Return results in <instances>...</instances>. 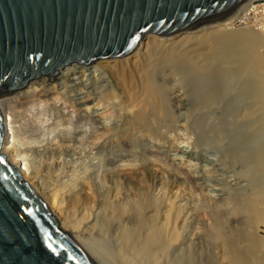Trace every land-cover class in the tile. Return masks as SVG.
I'll return each mask as SVG.
<instances>
[{
	"label": "bare ground",
	"instance_id": "6f19581e",
	"mask_svg": "<svg viewBox=\"0 0 264 264\" xmlns=\"http://www.w3.org/2000/svg\"><path fill=\"white\" fill-rule=\"evenodd\" d=\"M251 1L252 0H245L225 18L198 26L193 30L182 31L184 33L178 32L168 36L147 34L145 43L141 39L131 55L122 57H102L94 60L91 64L82 63L81 65H77L78 62H73V64L70 63L63 67L59 73L65 75V73L71 71V73H68L69 75L67 77L72 73H76L72 71L75 70L76 67H85L86 69L80 71L83 74L86 70H90V72L93 73L97 71L100 66L107 67L114 76L119 89L127 95L129 102L134 108L133 115L131 116L133 118H127L129 116L125 115L127 117H125L126 119L124 120L125 123L123 122V126L119 125V123L105 127L101 123H98L99 120H96L98 129L88 135L89 139L92 140L98 136L106 139L110 134H114L115 130L121 129L118 132L120 136L124 137V141L119 147L126 148V145L130 143L132 145L137 141V136L132 129L143 128L142 126L147 128L149 126L148 128L152 129L154 133H158V129H162L168 125L169 117L175 114V112L189 113V117L186 115L183 118L178 117L176 119V121H180V119L186 120V123L184 122L185 125L189 123L190 117L196 116V123L198 125L196 127L215 129L212 131L217 135L220 141H223L227 136H231L232 132H230V129H232L231 127L233 126L230 125L227 120L223 122L225 111H220L221 109H218L221 112L220 118H222V120L220 119V121L215 124L206 120L210 111L209 108L213 107L214 111H218L216 108L225 97V88L219 82V78L225 74L224 71L226 70L220 61V58L222 59L220 56L221 54L219 55L220 48H224V50H228V52L232 54L236 53L243 55L245 64H248L257 72L254 73L256 76L257 74L259 75V78L255 79L250 88L247 87L246 93H243L242 96H247V99L250 98L251 101V111L247 109L245 112L248 118L254 114L255 116H252V122L256 123V121H260V123H258L261 124V129H264V50L260 51L258 49L264 46V25H262L260 29L250 26L233 25L235 20L243 13L245 6ZM185 47H188L187 53L189 54V59H191L190 61H195L192 64H196L197 62L202 64L200 65L203 68L204 77L203 81L198 84L199 87L194 88V92L190 96L186 95L180 97V104L178 105L173 103L175 112L171 114L173 108L170 110L169 106H171V104H168V106L164 100L165 98L162 96L161 91L163 88L161 90L154 79L153 73H158L160 70V67L155 64L154 60L159 54H163L166 57L165 59L168 60V58L170 56L173 57L174 54L179 55L181 53L180 51ZM244 51L248 54L245 55ZM184 53L186 55V52ZM189 59L187 60L189 61ZM128 61H130V63L132 62L130 67L126 64ZM188 61H186V63ZM198 65H196L197 68L199 67ZM200 71H202V69ZM83 74L81 75L83 76ZM38 78L31 80L27 85L23 86L20 94L0 100V112L6 129L4 139L2 140L1 152L3 151L2 153L6 152L8 154L7 159L9 158V162H12V164L15 163L14 165L19 167L22 177L24 175L30 182L28 180L26 181L33 188L35 187V191H37L39 195L41 193L43 196L42 198L48 204L51 212L58 220V223L66 229L65 231L73 237L77 244L96 264H173L172 262L174 260L172 261V259L168 257L169 253L171 256L172 248L181 244L182 241L185 242L183 237L188 226L194 221L192 219L195 213H193L190 208H187V202H181L184 201L181 200L182 197L180 200H177V198H179L177 195L173 194L172 196H166L165 193H161L163 192L162 190L160 192L161 195L156 196L152 191L153 186H146L143 183L148 175L147 168L149 166H145L144 164L140 165L134 158H132V161H127L126 151H122L114 160L112 163L114 166L110 173L106 168V172L102 174L105 178L103 181L106 182L107 187L102 188L99 185V181H97L98 179H89L88 174L90 173L85 174L82 172V175L77 173L76 169L78 170L79 168L75 169V166L73 168L71 165L72 168L69 169L71 171L70 176L74 179L72 182L69 181L71 183L65 184L66 180L62 181V178L64 179V175L69 171L67 170L68 172H66L65 170V173L60 170L61 162L59 165L60 167L56 166L57 161H55L53 155L58 152L57 148L65 146L67 137L65 136L64 138V136L62 137L61 135V138H58L57 141H52L53 139L51 138L44 140L45 142H40L36 137L38 141L35 138H33L35 140H31V137H29L31 139H27V135L29 133L33 135V132L36 130L31 131L28 129L27 126L29 125L24 115L26 113L23 114V112H21L23 115H20L21 117L18 115L19 118L15 115L19 112L17 110L13 112V105L8 102L10 98L18 97L17 104L20 103L22 107L26 104L25 108L27 112L31 110V113H33L37 108L39 110V107L43 105L42 96H46L44 94H47L42 91L43 89L39 87V85L43 83L49 85L50 78L47 75ZM212 79L216 83H213ZM51 85L52 84H50L49 87L54 88L55 85ZM46 88L47 87H45V89ZM51 92H53V90L49 91V93ZM183 94H185V92ZM77 98L79 99L78 104L82 106H86L88 103L95 101V97L91 95V92L85 90L79 91ZM133 108L131 107L130 109L132 110ZM24 109L22 111H24ZM83 109L90 110L93 113L95 109L99 110L102 108L98 106L95 107L94 104ZM237 110L238 109H234V111L238 113ZM231 111L230 109L229 114L232 113ZM222 112L225 113L223 114ZM84 114H86V112ZM181 114L183 115V113ZM26 115H28V113ZM174 116L173 118H175ZM215 116L217 117L218 115ZM27 120H29V118ZM32 121L29 120L30 123ZM119 121L122 122L121 119H119ZM34 122L35 121H33V124ZM31 124L30 126L33 125ZM253 124L251 126H253ZM255 125L256 124H254V126ZM256 128L259 129L260 126L257 125ZM37 131H39L38 128ZM34 135H37L36 132ZM21 137L23 138L22 140ZM241 139L244 138H240V140ZM88 145L96 149V146L90 143ZM101 147H103V145L99 146V148ZM25 151L26 153L28 151L29 153L30 151L37 153L41 151L46 153L45 156L48 157L42 164L44 165V171L34 163V160L32 161L30 157H27ZM50 154L53 156L50 157L54 159H49ZM29 156L31 155L29 154ZM227 156H231L230 152ZM59 160L61 161V159ZM257 166L264 169V154H261V152L257 155ZM260 172L264 171L262 170ZM187 178L191 182L194 181L193 177L190 175H187ZM141 188L144 189L142 190ZM258 194L261 195L260 193ZM263 195L248 196V194H245L238 197L236 204L242 211H240V214H242H239L240 219L238 218L240 224L237 225L239 227L237 231L239 232L228 233L224 232L225 230H218L219 228H216L218 226H215L217 230L214 229V227H209L213 229L214 232L205 235H207L208 242H211L210 249L214 247L215 251H212L213 255L210 252L211 254L206 256L207 258L201 255L200 258L204 257L205 261L201 259L198 261L199 263H196L264 264ZM198 211L200 212V210ZM213 213L216 214L217 212L215 213L213 211ZM202 218L203 217H201V219ZM223 222L224 221H221V223ZM215 223L213 220V224ZM220 227L224 229V225ZM114 228L116 230H113ZM197 231L199 232V230H196L197 238L205 236L199 237V235L202 234H198ZM200 231H202V229ZM205 231H207V228ZM206 237L204 238L205 242L207 241ZM108 239L114 242L116 246L114 250L112 248L109 249L110 246L104 243V241L106 240L105 242H107ZM241 240L245 241L244 246L240 245L242 242ZM208 242L206 244H209ZM191 254L192 251H190V255L186 259L181 258L182 260L178 262L181 261V264H194L196 258L194 259V256Z\"/></svg>",
	"mask_w": 264,
	"mask_h": 264
},
{
	"label": "rangeland",
	"instance_id": "374dc122",
	"mask_svg": "<svg viewBox=\"0 0 264 264\" xmlns=\"http://www.w3.org/2000/svg\"><path fill=\"white\" fill-rule=\"evenodd\" d=\"M145 40L146 36L142 38L144 43ZM258 49L263 51L264 46H261ZM187 51L188 47H185L180 51L181 53L179 55L176 54L178 55L177 57H174L176 56L174 54L173 57L170 56L171 58L169 57L168 60L165 59L166 57L163 54L164 57L159 54L154 60L155 64L160 67L158 73H153L154 79L157 85H159V88H161V90L163 88L161 91L162 96L165 98L164 100L167 105L171 104V106L168 105L170 110L174 107L173 103L177 105L180 104V97L186 95L190 96L194 92L193 89L199 87L198 84L203 81L204 72L201 66L202 64L200 63V65L198 62L192 64L195 61H190L191 59H189L190 57ZM184 52H186V55ZM244 54L247 55L248 53L244 51ZM219 55L222 57V59L220 58V61L222 62L221 64H223L224 69H226L224 71L225 74L219 78V82L225 88V97L222 102L218 104L216 110L221 109L220 111H225L226 113L222 112L223 114L225 113L223 116V122L227 120L229 121V124L233 126H230L232 128L230 129V132H232L231 136H227L223 141H220L217 135L212 131L215 129L196 127L198 126L196 123V116L190 117L191 119H189V123L186 125V120L180 119V121H176L178 117L183 118L186 115L188 116L189 113L181 112L183 113L182 115L179 112H175L174 108L171 110V114L174 112L175 114H170L171 116L169 117L168 125L162 129H158V133H154L152 129L148 128L149 126L147 128L142 126L143 128L132 129L137 136V141L132 145L131 143L126 145V148L119 147L124 141V137L120 136V133L118 132L121 129L115 130V133L110 134L106 139L98 136L97 138L90 140L88 135L98 129L96 120H99L98 123H101L103 126L109 127L112 126V124L116 125L119 123V125L123 126V122L126 119L125 117L129 116L127 118H133L131 117L134 110L132 104L129 102L127 95L119 89L114 76L107 67L100 66L97 71H94L95 74L93 71V73H91L90 70H86L83 74L80 71L86 68L76 67V69L72 71H75L77 74L72 73L69 77L67 76L71 71H68L65 75L59 73L55 83L51 85H55L54 88L49 87L51 83H49V85L44 83L40 84L39 87L43 89L41 90L47 94H44L46 96H42L43 105L39 107V110L38 108L35 109V112L33 113H31V110L29 109L27 110H29L30 113L26 111V104L23 106L25 109L20 103L17 104L18 97L10 98L8 102L13 105V112H16V110L19 112L15 114L16 116H22L24 113H28V115L24 114L25 118H29L30 121H35L34 124L33 121L31 122L32 125L29 120L26 119L28 125H32L30 127L27 126V128L31 131L36 130L33 132V135H30L29 130V134L27 133V139L32 138L31 140H35L37 138L40 142H45L44 140L51 138L53 139L52 141H57L58 138H61V135L62 137L64 136V138L65 136L67 137L65 146L57 148L58 152L53 155L55 161H57L56 166H61L60 170L63 172H65V170L66 172L69 171L68 173L65 172L64 179L62 178V181L66 180L65 184H69L73 181L74 178L70 176L71 171L69 169L72 168L71 166H73V168L75 166V169L79 168L78 170L76 169L77 173H80L81 175L83 173H90L88 174L89 176L87 175L89 179H98L97 181H99V185L102 188L107 187L106 182L103 181L105 178L102 174L106 172V168L109 173L111 172L114 166L112 163L122 151H126L127 161H132V158H134L140 163V165L144 164L145 166H149L147 168L148 175L143 183L146 186H153L152 191L156 196L165 193L166 196H172L173 194L177 195L179 197L177 200H180L182 197L181 200L184 201L181 202H187V208H190V210L195 213L192 219L194 221L188 226L183 237L185 242L182 241L181 244L172 248L171 256L169 253L168 257L172 259V261L174 260L172 262L173 264H181V261H178L186 259L190 255V251H192L191 255L194 256V259L196 258L194 264H198L199 260L202 259V261H205V258H207L206 256L211 254L212 251H215V248L213 247L214 245L212 246L213 248L210 249L211 242H208L206 237L214 232V230L210 228H219L218 230H225L224 232L228 233L239 232L237 231L239 229L237 225L240 224L238 221L240 219L239 216L242 213L240 214L241 210L236 204L238 197L245 194H248V196H261L264 192V172H260L262 170L264 171V169L257 166V155L260 152L261 154H264V129H261V124H259L260 121H256V123L252 122V116L254 114L248 118V115L245 112L247 109L251 111V101L250 98L247 99V96H242L243 93H246L245 91L247 90V87L250 88L255 79L259 78V75L257 74L256 76L254 73L257 72H255L248 64H245L243 55L236 53L232 54L231 52H228V50H224V48H220ZM187 59H189V61ZM184 61L185 63L186 61L188 62L185 64ZM131 63L130 61L126 62L129 67L131 66ZM81 64L82 63H77V65ZM196 65H198V68L200 69H198ZM201 69L202 71H200ZM80 73L83 74V76ZM213 83L216 82L213 81ZM44 85L47 87L46 89ZM52 90L53 92L49 93V91ZM83 90L91 92V95L95 97V101L88 103L86 106L78 104V92ZM184 92L185 94H183ZM93 103L95 104V107L98 106L102 109H95L93 113L90 110L83 109L89 105H94ZM131 107L133 108L132 110L130 109ZM23 109L25 112L22 111ZM230 109L232 110L231 114H229ZM234 109H238V113L235 112ZM183 110L187 111L186 109ZM209 110V114L207 115L208 118L206 119L208 122H213L215 124L220 121V119L222 120V118H220L221 112L219 110L214 111L213 107L209 108ZM21 112H23V114ZM85 112L87 115L84 114ZM215 115L218 116L216 117ZM173 116L175 118H173ZM119 119H121L122 122L119 121ZM253 123L256 125L254 126ZM252 124L253 126H251ZM257 125L260 126L259 129L256 128ZM35 127H37L39 131H37V128ZM35 132L37 135H34ZM240 138L244 139H241V141ZM22 139L23 138L21 137V140ZM89 143L96 146V149L90 147V145H88ZM101 145H103V147L99 148ZM39 152L40 153L30 151L29 153L28 151L26 153L25 151L27 157H30L40 169H43L44 165L42 164L48 156H45V152ZM229 152L231 156H227ZM29 154L31 156H29ZM56 154L60 155L57 156ZM50 156L53 157L52 154H50L49 157ZM51 157L49 159H54ZM58 158L61 159V161ZM187 175L193 177L194 181L191 182L187 178ZM24 179L28 180L25 177ZM141 189L143 190L144 188ZM161 190L163 192H161ZM198 210H200V212ZM213 211L218 213H216L217 216ZM201 217L203 218L201 219ZM213 220L214 223L216 221L219 225L216 223L213 224ZM220 220L225 223H221ZM220 224L222 226L224 225V229L220 227ZM60 226L62 227V225ZM215 226L218 227L215 228ZM62 228L64 229V227ZM206 228L207 231L209 230L208 233L205 231ZM201 229L202 231H200ZM113 230L116 229L114 228ZM196 230H199V232L197 231L198 234H202L199 235V237L204 236L205 234L207 235L202 237L203 239L201 237L197 238ZM205 237L207 239L206 242L204 241ZM105 241L104 243L110 246H108L109 249L112 248L114 250L116 248L114 242L110 239H108L107 242ZM241 241L240 245L244 246L245 241ZM207 242L209 244H206ZM201 255L205 258H200Z\"/></svg>",
	"mask_w": 264,
	"mask_h": 264
},
{
	"label": "water",
	"instance_id": "95a60500",
	"mask_svg": "<svg viewBox=\"0 0 264 264\" xmlns=\"http://www.w3.org/2000/svg\"><path fill=\"white\" fill-rule=\"evenodd\" d=\"M245 0H0V100L78 62L131 55L147 34L168 36L227 17ZM0 264H96L1 152Z\"/></svg>",
	"mask_w": 264,
	"mask_h": 264
},
{
	"label": "built area",
	"instance_id": "2783aa9c",
	"mask_svg": "<svg viewBox=\"0 0 264 264\" xmlns=\"http://www.w3.org/2000/svg\"><path fill=\"white\" fill-rule=\"evenodd\" d=\"M233 25L261 28L264 25V0H252Z\"/></svg>",
	"mask_w": 264,
	"mask_h": 264
}]
</instances>
